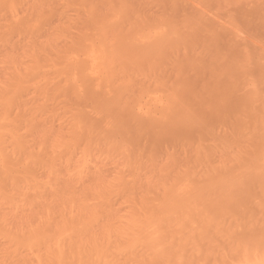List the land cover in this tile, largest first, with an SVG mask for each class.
Returning a JSON list of instances; mask_svg holds the SVG:
<instances>
[{
  "label": "rangeland",
  "instance_id": "1",
  "mask_svg": "<svg viewBox=\"0 0 264 264\" xmlns=\"http://www.w3.org/2000/svg\"><path fill=\"white\" fill-rule=\"evenodd\" d=\"M0 264H264V0H0Z\"/></svg>",
  "mask_w": 264,
  "mask_h": 264
},
{
  "label": "bare ground",
  "instance_id": "2",
  "mask_svg": "<svg viewBox=\"0 0 264 264\" xmlns=\"http://www.w3.org/2000/svg\"><path fill=\"white\" fill-rule=\"evenodd\" d=\"M189 91H190V90H189ZM191 91H193V90H191ZM194 93H195V91H194ZM188 96L191 97V96H193V95H189V94H188ZM190 97H188V98L190 99ZM186 98H187V97H186ZM188 101H190V100H188ZM181 109H182V108H181ZM189 116H190V115H189ZM187 117H188V116H187ZM188 118H189V117H188ZM187 120H188V119H187ZM157 129H158V128H157ZM159 131L161 132V130H159ZM166 131H168V130H166ZM172 132H173V131H172ZM170 133H171V132H170ZM158 134H159V133H158ZM165 134H166V132H165ZM167 134H168V133H167ZM170 135H171V134H170ZM174 135H175V133H174ZM176 135H177V134H176ZM176 135H175V136H176ZM166 136H167V135H166ZM175 136H174V137H175ZM179 136H180V135H179ZM181 136H182V135H181ZM174 137H173V138H174ZM166 138H167V137H166ZM173 138H172V139H173ZM179 138H180V137H179ZM168 139H169V138H167V141H168ZM172 139H169V140H172ZM172 141H173V140H172ZM172 141H171V142H172ZM182 141H183V140H182ZM184 141H185V140H184ZM169 142H170V141H169ZM178 143H179V142H178ZM181 143H182V142H181ZM179 144H180V143H179ZM184 144H185V143H184ZM171 146H173V145L171 144ZM1 158H2V157H1Z\"/></svg>",
  "mask_w": 264,
  "mask_h": 264
}]
</instances>
